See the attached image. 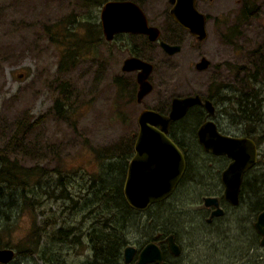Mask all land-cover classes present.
I'll use <instances>...</instances> for the list:
<instances>
[{
	"label": "rangeland",
	"instance_id": "rangeland-1",
	"mask_svg": "<svg viewBox=\"0 0 264 264\" xmlns=\"http://www.w3.org/2000/svg\"><path fill=\"white\" fill-rule=\"evenodd\" d=\"M244 3L250 14L239 22ZM169 6L168 0L142 3L149 22L161 28L162 37L182 48L169 56L144 36L134 37L139 56L154 64L153 88L136 103L128 95L134 77L121 71L128 55L123 43L128 37L117 35L108 42L102 35L74 67L63 72L58 69L59 47L49 41L44 25L65 16L87 17L100 24V6H83L80 0H0V156L14 163L18 171L28 168L35 173L28 176L24 196L21 186L0 184V246L16 250L9 264H83L92 259L88 233L93 231L95 219L84 198L103 160L118 164L120 157L122 162L126 159V174L142 108L165 112L173 96L213 93L218 121L231 134H244L251 128L234 122L235 93L259 91L264 110V64L259 63L260 69L251 64L257 62L253 53L264 44V0H197L198 9L207 15L205 40L192 38L173 22ZM236 26L237 37L227 42L225 36ZM202 56L210 60L206 70L195 67ZM56 99L68 107L64 119L53 109ZM23 113L29 128L20 129L15 138V123ZM260 127L264 128V122ZM255 138L264 151L261 129ZM190 161L191 168L177 193L132 219L129 242L141 246L169 228L185 241L186 251L176 264L221 263L223 255L245 251L251 242L252 228L246 218L252 212L253 191L259 188L253 187L250 176L246 178L244 187L249 183L252 189H248L245 203L223 223L226 229L217 238L222 250L214 253L204 244L207 229L202 225L199 203L205 190L218 188L219 179L211 173L214 161L205 165L208 160L200 150L191 153ZM16 198L12 204L20 203L12 206L9 200ZM60 227L63 239H58ZM226 240L231 243L227 252ZM242 260L243 264H258L254 255Z\"/></svg>",
	"mask_w": 264,
	"mask_h": 264
},
{
	"label": "water",
	"instance_id": "water-1",
	"mask_svg": "<svg viewBox=\"0 0 264 264\" xmlns=\"http://www.w3.org/2000/svg\"><path fill=\"white\" fill-rule=\"evenodd\" d=\"M172 2L169 13L180 27L189 31L192 36L199 40H205L208 32L206 28L207 15L198 9L196 0H170ZM100 24L102 33L108 41L114 34L124 31L143 33L149 35V39L158 40L160 37L159 27L150 24L142 8L130 0H108L100 9ZM160 45L168 55L181 50L179 43H167L160 40ZM210 60L204 56L197 60V69H207ZM153 63L145 61L141 57L128 56L123 60L122 70L137 71V100L152 90L149 74L153 70ZM202 103L208 114L214 112V106L210 99H202L200 93L177 95L171 100L170 109L167 113H159L153 108H143L137 115L138 133L134 140V152L129 158L125 178L122 185L125 202L138 211L145 210L149 205L164 201L176 187L177 182L185 171L186 163L184 154L179 146L168 134L169 126L174 120L183 118L190 106ZM197 141L214 153L226 154L232 160L221 174L224 185V197L234 205L239 201L242 174L255 163V143L250 138L233 137L221 134L216 123L205 120L196 131ZM205 205H215L218 208L213 214H219L216 197L205 196ZM128 205V206H129ZM212 214V215H213ZM257 226H264V211L259 216ZM170 249L177 254V245L173 241V235L167 236ZM136 248L133 245L125 246L123 253L125 261L129 262ZM139 253L137 264L147 261L160 264L164 262L160 247L154 242H147ZM14 257L12 248H0V262L9 263Z\"/></svg>",
	"mask_w": 264,
	"mask_h": 264
},
{
	"label": "trees",
	"instance_id": "trees-1",
	"mask_svg": "<svg viewBox=\"0 0 264 264\" xmlns=\"http://www.w3.org/2000/svg\"><path fill=\"white\" fill-rule=\"evenodd\" d=\"M80 1L82 2L83 6L92 5L90 0ZM249 14V8L246 7L245 4L241 6V10L239 13L240 18L238 16L237 20L241 22V20L248 18ZM91 22V19L87 17L84 19L83 17L71 18L69 16H65L64 20L61 19L60 21L58 20L56 22H53L52 24L44 25V31L46 32L49 41L59 47L60 55L58 59V69L60 70V72L65 71L71 66L74 67L75 64L80 60V58L85 57L90 51V48H92V46H95L99 41L100 36H102V31L100 30L101 26L99 23L94 24ZM238 28L239 26L234 27L231 30V35L225 36L227 42H230L233 38L237 37ZM253 55H256L257 62H251L252 66L257 67L258 69L262 68L259 63L264 64V44L258 47ZM256 77L257 75L253 76L255 82L257 80ZM67 83L68 82L64 80L62 82V84L65 85L66 89H68L66 87ZM124 88L126 87L124 86ZM66 89L64 91V94H67ZM212 94L213 93H209L208 97L211 99H215ZM128 95L132 100L134 97L133 94L131 92H128ZM235 95H238L235 100V103L238 104L236 109L237 117L234 118L235 123L240 125H250L251 128L247 129L244 134L251 136L252 138H255V135L258 134V131L260 129L264 133V128L260 127L264 122V110L262 99L260 97L261 94H259V91H244L242 94L235 93ZM196 108L197 107H192L190 109L188 108L187 113H185V116L183 118L181 117L180 119L174 121L173 127L170 129L171 132H169L171 138L175 141L180 142L182 148L188 151L186 176L188 175V172L191 168V153L194 152V150H197V126L195 122L200 120V118H203L204 115L201 109ZM53 109L55 113L61 116L63 119L68 115V107L58 99H56ZM27 122L28 119L23 113V116L21 118H18L17 122L15 123V138H17L20 129H22L21 132H25L28 130L29 125L27 126ZM31 123H33V121H31L29 124ZM187 138H190V140H188ZM193 147H195V149H193ZM197 151H199V149ZM125 160L122 162V158L120 157L117 160L118 164H114L112 160H107V162L103 160L100 164V171L95 173L91 179L92 183L88 188L84 201L90 207V214H92L93 219H95V222L92 225L93 231L91 233H88V239L89 242H91L90 246L93 257L92 259H88L84 264H111L112 261L117 263L118 256L116 255L121 252L122 248L126 244L130 243L128 232L130 226L132 225V219L141 215V213L147 210L149 207L153 205H160L163 202H156L151 206L149 205L145 210L141 211L132 208L125 202L122 191V183L125 175ZM111 172L112 174L115 173L116 177H113L115 174L112 176ZM28 176H35V173L28 168H25V170L23 171H18L14 163H11V161H9L8 159L5 160L2 156H0V184L4 183L5 185H15V187L21 186V193L24 196V190L26 189V187H28ZM60 179L61 177L57 179L58 183L61 184L60 186H63L64 183ZM184 180H186V177L181 183H183ZM249 185L250 184L248 183L245 185V187L244 184L242 186L243 190L241 194V200L244 203L247 192H250L248 191V189H252L249 187ZM65 197L68 198L69 194L65 193ZM16 200L17 198L11 199L9 200V202L10 204H12ZM19 203L20 201L18 203L16 202L14 205L12 204V206H15ZM159 211L160 210H158L157 213ZM165 230L163 229V231ZM57 233H59L58 239L64 238L62 227L58 229Z\"/></svg>",
	"mask_w": 264,
	"mask_h": 264
},
{
	"label": "flooded vegetation",
	"instance_id": "flooded-vegetation-1",
	"mask_svg": "<svg viewBox=\"0 0 264 264\" xmlns=\"http://www.w3.org/2000/svg\"><path fill=\"white\" fill-rule=\"evenodd\" d=\"M117 1H120V0H117ZM130 1L131 2L132 1L136 2L142 8V11L144 12V9L142 7V3L144 2V0H130ZM168 1L170 3V6H171L172 2H170V0H168ZM90 2L92 3V5H94V7L95 6H100V8H99V11H100L103 3L108 2V0H90ZM196 4H197V0H196ZM243 5H245V3L242 4V6ZM170 6H169V8H170ZM169 8H168V11H170ZM144 14H146V11L144 12ZM168 15L171 17L169 12H168ZM146 16H147V14H146ZM99 18H100V15H99ZM148 22H149V19H148ZM173 22H174V20H173ZM150 24H153V23H150ZM176 24H178V22H176ZM153 25H155V24H153ZM180 28H183V27H180ZM159 29H160L161 34H160V37L158 38V40H156V41L149 39V37H148L149 35H147V34L145 35L143 33H137V32L132 33L131 31H124L122 33L117 32V33L114 34L112 39H114L117 35H119V36L123 35V38L128 37L129 40H125L124 39V43H123V47H124V49L126 50V52L128 54L126 57H128V56L140 57L139 54H138V51H137L138 46H136V42L133 41L134 37L138 36V35L139 36L142 35V36H144L145 39L147 38L148 40H150L152 42H155V44H157V45H159L161 47L160 40H162V39L165 40V39L162 37V30H161L160 27H159ZM183 29H185V28H183ZM101 31H102V27H101ZM185 31L189 32L187 29H185ZM102 35H103V33H102ZM191 36H192V34H191ZM103 37H105V36L103 35ZM192 38L197 39L195 36L194 37L192 36ZM112 39H110V40H112ZM105 40H107L106 37H105ZM197 40H199V39H197ZM165 41H167V40H165ZM167 43H177V42H167ZM179 45L181 46V44H179ZM163 51H164V49H163ZM169 56H171V55H169ZM121 71H122V73L132 74L133 75L134 78L131 80V84L132 85L129 88V92H131L133 94V96H134L133 99L135 98L136 103L137 102H141L144 96L142 97V99L140 101L137 100L138 82H137V78L136 77H137V71L138 70H135V71L124 70V69L122 70V66H121ZM150 75H151V72H150V74L148 76L149 81L151 82ZM152 86H153V84H152ZM208 96L201 95L202 99H210L212 101L213 105H215L213 98L211 99ZM170 105H171V102H170V104H169V106H168V108H167V110L165 112H163V111L160 112L158 110L157 111L159 113H167L169 111V109L171 108ZM204 106L205 105H203L202 103H197V105H194V106L192 105V106L189 107V109L192 108V107H197L196 109L199 108L204 113L203 118H200V120L195 122V124L197 126L196 127L197 131H198V127H199V125L201 123H203L205 120L212 119L216 123L217 129H219V132L221 134L223 133V134L231 135L233 137H242V138H246L247 137V138L252 139L254 141V143H255V151H256V158H255V162H254L255 164L253 166H251L250 168H248L242 174L243 177H242V182H241V185H240L241 189H240V192H239V201L237 202L236 205H234L233 203L230 202V200H228L226 197H224V189L225 188H224V185H223V183L221 181V178H222L221 174L224 171V169L229 165V163L231 162L232 159L229 156H227L226 154L220 155V154L214 153V152H212L210 150H207L200 143V141H197V137H196L197 150L199 149L205 155L206 159L208 160V162H206L205 165H208L212 161H214V163H212L211 173H215L216 176L219 179L218 188H216V190H214L212 192H209L208 189L205 190L204 193L201 195V198H200L201 203H199V204H200V212L202 213L201 214L202 225L204 226V228L207 229V230H205V232L203 234L204 239H206V240H204V244L206 245L207 248L213 250L214 253H216L219 250H222L219 247V244H220L221 241L218 240L217 238H221L222 234H219V233L221 231L223 232V230L226 229L224 227L225 225H223V223H226L225 221H226L227 217L228 216L230 217L232 214H234L233 211L236 210L237 207L240 205V203L243 202L241 200V194H242V190H243L242 186L246 182L245 181L246 178H248V176H250L251 182L253 184V187L257 185V187L259 188V189H257L258 191H256V192L253 191V196L251 198V199H253L252 200V209H251L252 212H249V215L246 218V222H248V224H250V226L252 228L251 233H250V235H252L251 242L249 243V245H247L245 251H243V249H241V251H239V252L238 251H236V252L235 251H233V252L230 251L229 253L223 255V258H225V260H224L225 262L223 261L221 263H215V264H243L242 263L243 257H248V256H251V255H254L256 263L264 264V226H262V227L261 226L260 227L257 226V221L259 219V216L264 211V173H262V172H264L263 171L264 170V151L261 150V144L262 143L259 140L257 141V139H255L254 137L252 138L251 136H248V135H245V134H240V133H237V132H235V133L233 132V134H231V132L225 131L224 128H222V126L220 125V123L218 121L217 114H219V113L217 112L216 105L214 106V112L212 114H208L207 111H206V108ZM174 121L172 122L171 126H169V129H168V134L169 135H170L169 132H171L170 129L173 127ZM175 142L179 146V148L181 149L182 153L184 154L183 156H184L185 163H186V166H187L188 151H186L185 149L182 148V146L180 145V142H178V141H175ZM133 152H134V148L132 149L131 157H132ZM186 170H187V167L185 168V171L183 172L182 176L180 177L181 179H179V181L177 182L176 187L174 189V192H172L165 200H167L170 196H172V195H174L176 193L177 189L179 188V185L181 184L183 179H185V177H186ZM258 182L260 184L259 186L257 184ZM205 196H209V197H213L214 196V197L217 198L218 206L221 209V212L219 214H213V210L218 208L217 206H215V205H212V206L205 205V203H204L205 201L203 200ZM165 200L163 202H165ZM162 232H166V233H162ZM170 234L173 235V241L175 242V244L178 247L179 252L177 254H175L169 247L167 236L170 235ZM212 236L216 238V240L214 242L209 240V238H212ZM225 239L226 238H223V240H225ZM150 241L153 242V243L155 242L160 247L161 251H163L162 252L163 259L162 260L164 262H166L167 264H176V262L179 261V259L184 255V253L186 251L185 247H184L185 241L184 240H180V238L176 236V234H175L173 229L167 228L165 231L160 230L151 240H148L147 242H150ZM206 241H208V242H206ZM146 243L142 244L141 246H139V245L137 246V245L133 244L132 242H130L129 244H126L125 246L133 245L136 248L135 253H133V255L131 256L130 261L129 262L125 261V257H124V253H123V250H124V247H125L124 246L122 248L121 252H119V254L116 255V256H118L117 263H115L114 261L111 262V260H110L111 264H137V260L139 259V253H141L140 251L143 249V246ZM226 243H227V245L225 247V249H226L225 252H227V249L228 250L231 249L230 248L231 243H228L227 240H226ZM3 247H7L9 249L12 248L14 250V257H15L16 250L13 247H11V246H0V248H3ZM14 257L11 259V261L14 259ZM11 261L9 263H11ZM9 263L0 262V264H9ZM144 264H160V263H158L157 261H155V262L147 261Z\"/></svg>",
	"mask_w": 264,
	"mask_h": 264
},
{
	"label": "bare ground",
	"instance_id": "bare-ground-1",
	"mask_svg": "<svg viewBox=\"0 0 264 264\" xmlns=\"http://www.w3.org/2000/svg\"><path fill=\"white\" fill-rule=\"evenodd\" d=\"M197 94V93H196Z\"/></svg>",
	"mask_w": 264,
	"mask_h": 264
}]
</instances>
